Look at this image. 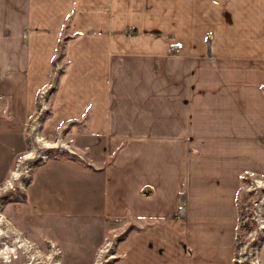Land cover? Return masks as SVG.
<instances>
[{"label": "crops", "instance_id": "crops-1", "mask_svg": "<svg viewBox=\"0 0 264 264\" xmlns=\"http://www.w3.org/2000/svg\"><path fill=\"white\" fill-rule=\"evenodd\" d=\"M53 76L45 132L69 125L83 159L37 185L99 182L112 224L137 225L115 264H236L240 191L264 176V0H0L9 167Z\"/></svg>", "mask_w": 264, "mask_h": 264}, {"label": "rangeland", "instance_id": "rangeland-1", "mask_svg": "<svg viewBox=\"0 0 264 264\" xmlns=\"http://www.w3.org/2000/svg\"><path fill=\"white\" fill-rule=\"evenodd\" d=\"M54 77L40 89L28 124L30 132L31 126L40 116L45 99L48 108L39 117L40 126L36 131L37 135H43L45 139L40 137L41 141L33 144L28 134L29 146L13 156L15 160L12 167L7 166L11 157L7 147L5 149L3 145L0 149V218L4 221L0 229H7L10 239L20 244L11 245L17 247V252L12 256L0 255V264H115L120 259L119 243L137 225L129 221L112 224L105 214L104 196L99 182L92 181L93 188L90 191L87 188L81 189L83 182H76L72 188V182L67 178L69 175H61L55 169L48 177L40 176L39 186L36 183V168L53 156L69 158V155H73L70 158L78 162L83 159V153L76 149L68 137L69 125H62L54 135L45 132L44 126L51 112L55 88ZM44 90L47 91L45 94ZM55 143L57 145L48 146ZM5 152L6 156H3ZM40 153L43 157L39 156ZM21 162H24L23 169L29 171L28 174L20 172ZM8 167L12 169L7 174ZM14 172L20 174L9 185ZM263 190L264 176L248 175L240 191V201L246 197V201L255 203L262 197ZM263 205L264 199L256 207L257 212ZM250 211L251 208L247 212L245 210L248 215ZM252 216L247 226L243 223L245 226L238 231L236 264L240 261V264H264L261 252L264 234L258 229L260 226L264 232V221H260V224L256 216L255 219ZM243 219L245 221L246 216ZM24 246H30V250L26 252Z\"/></svg>", "mask_w": 264, "mask_h": 264}, {"label": "built area", "instance_id": "built-area-1", "mask_svg": "<svg viewBox=\"0 0 264 264\" xmlns=\"http://www.w3.org/2000/svg\"><path fill=\"white\" fill-rule=\"evenodd\" d=\"M173 50H175V51H178V46L177 45H174L173 46ZM44 92V94L47 92V91H43ZM44 98V97H43ZM44 100V105L41 107V110H40V116H43L45 113L44 112H46V110H47V108H48V106H47V104L48 103H46L45 102V99H43ZM39 116V117H40ZM39 117H38V119H39ZM38 119L36 120V122L34 123V126H31V130H30V132H29V135H30V138L32 139V142H33V144L34 143H36V142H38V141H41V140H39V138L41 137L42 138V140H44L45 139V136H40V135H37L36 134V131H37V128H38V125H39V121H38ZM40 126V125H39ZM39 134H40V131H39ZM48 144H50V143H48ZM55 145H57V143H55L54 145L53 144H51V145H48V146H55ZM41 154V155H40ZM39 154V156H42L43 157V154L42 153H40ZM35 157H36V155H35ZM34 157V158H35ZM21 164V169H20V172H26V174H28L27 172H29V171H24V169H23V165H24V162H21L20 163ZM20 164H19V168H20ZM20 180H21V178H20ZM18 182H20V181H18ZM263 193H261V195H262V197L261 198H259L258 200H256L255 201V203H250L249 201H246V197H243V199H242V202L239 200V205H240V219H239V229L242 227V226H247V222H248V220L251 218L250 216H252L251 214H252V212H253V218L255 217V218H257L258 219V221L257 222H259L260 224H261V222L260 221H264V205L263 206H261L260 207V210L257 212V209H256V207L259 205V203L261 202V201H263V199H264V190L262 191ZM246 207H248V209H246ZM251 208V210L252 211H250V214L248 215V214H246V212L249 210ZM245 210H246V212H245ZM244 216H246V220L244 221V219H243V217ZM248 218V219H247ZM254 218V219H255ZM243 223H245V225H242ZM259 224V225H260ZM264 225V224H263ZM258 229H260V231H262V233L264 234V232H263V228L261 229V227L259 226V228ZM239 231V230H238ZM263 236V235H262ZM254 239H256V237H254ZM259 248H260V246H259ZM237 256H238V253H237ZM236 256V257H237ZM240 256V255H239ZM238 258V257H237ZM239 260H241V259H239ZM241 263V261L239 262V264Z\"/></svg>", "mask_w": 264, "mask_h": 264}, {"label": "bare ground", "instance_id": "bare-ground-1", "mask_svg": "<svg viewBox=\"0 0 264 264\" xmlns=\"http://www.w3.org/2000/svg\"><path fill=\"white\" fill-rule=\"evenodd\" d=\"M19 174H20V172H14L13 173V177H12L11 180H9L8 184L9 185H12L13 184V181H14L13 179L17 178L19 176ZM3 222H4L3 219L0 218V226L3 224ZM8 233H9V231L7 229H5V230L0 229V246L3 247V248H0V255H3L4 254V257H10V256H12L13 253H16L17 252V247L14 248V246L12 247L11 245H16L18 242H16L15 240L10 239L11 238V235H9ZM24 244H25V242L23 244H21V246L23 247ZM19 245L17 244L16 246H19ZM24 249L27 252L28 250H30V246L25 247ZM38 254H40V253H38ZM38 254H37V256H38ZM10 261L13 262V260H10ZM26 264H30V263H26Z\"/></svg>", "mask_w": 264, "mask_h": 264}]
</instances>
